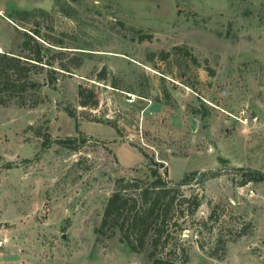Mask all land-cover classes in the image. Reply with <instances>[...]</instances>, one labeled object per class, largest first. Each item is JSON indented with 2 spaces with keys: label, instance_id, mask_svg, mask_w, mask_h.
<instances>
[{
  "label": "rangeland",
  "instance_id": "obj_1",
  "mask_svg": "<svg viewBox=\"0 0 264 264\" xmlns=\"http://www.w3.org/2000/svg\"><path fill=\"white\" fill-rule=\"evenodd\" d=\"M35 27L69 47L71 72L33 76L36 107L0 105V264H152L150 241L133 252L96 229L119 179L185 175L179 200L201 205L180 209L155 252L264 264V0H0V53Z\"/></svg>",
  "mask_w": 264,
  "mask_h": 264
},
{
  "label": "trees",
  "instance_id": "obj_2",
  "mask_svg": "<svg viewBox=\"0 0 264 264\" xmlns=\"http://www.w3.org/2000/svg\"><path fill=\"white\" fill-rule=\"evenodd\" d=\"M41 13L49 16L47 12ZM18 14L27 17L30 12L20 11ZM17 32L23 37L22 51L0 53V105L7 106L15 102L21 107L33 108L40 104L41 100L34 99L29 104V99L42 86L33 76L48 69V83L53 85L56 81L55 74L71 72L70 67L64 62L67 53L61 50L69 47L63 42H55L36 27L24 31L17 29ZM148 38L150 37L147 35L139 36L141 42ZM57 47L60 49H56ZM57 56L61 58L57 59ZM73 59L74 68H79L83 58L75 56ZM78 95L79 103L83 107H95L98 103L94 92L87 91L82 85L79 86ZM67 111L70 116L76 118L75 112L69 108ZM81 141L84 144L85 137ZM59 142L64 147L77 150L79 146H76V143L80 142V139L68 137L60 139ZM144 155L154 164L149 156ZM191 183V175H185L176 183L167 182L158 176L151 181L119 179L115 191L107 200L100 226L96 229L98 237L104 235L106 231L112 234L120 233L133 252L145 248L146 243L150 241L154 249L150 254L152 264H177L172 258L177 251L176 246L170 248L165 255H158L156 252L160 245L164 249L173 245L169 234H166V228L172 224L174 218L180 217V209L189 204L191 214L194 215L200 207L201 201L198 196L179 200V190L173 188ZM215 215L213 209L210 218Z\"/></svg>",
  "mask_w": 264,
  "mask_h": 264
},
{
  "label": "water",
  "instance_id": "obj_3",
  "mask_svg": "<svg viewBox=\"0 0 264 264\" xmlns=\"http://www.w3.org/2000/svg\"><path fill=\"white\" fill-rule=\"evenodd\" d=\"M194 126H196V121H194ZM154 164L156 165V166H158V167H160V168H163L164 167V163H162V162H154Z\"/></svg>",
  "mask_w": 264,
  "mask_h": 264
},
{
  "label": "built area",
  "instance_id": "obj_4",
  "mask_svg": "<svg viewBox=\"0 0 264 264\" xmlns=\"http://www.w3.org/2000/svg\"><path fill=\"white\" fill-rule=\"evenodd\" d=\"M251 193L253 194V193H254V191H253V190H251Z\"/></svg>",
  "mask_w": 264,
  "mask_h": 264
}]
</instances>
